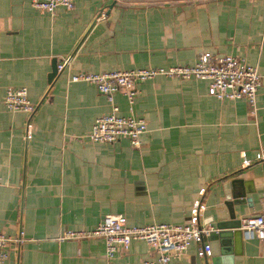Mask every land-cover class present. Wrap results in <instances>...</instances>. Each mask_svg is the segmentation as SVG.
<instances>
[{"label": "crops", "instance_id": "0c3cea01", "mask_svg": "<svg viewBox=\"0 0 264 264\" xmlns=\"http://www.w3.org/2000/svg\"><path fill=\"white\" fill-rule=\"evenodd\" d=\"M115 2L111 7L110 5ZM103 15V16H102ZM203 52L243 57L262 76L254 110L246 98L220 100L208 80L157 76L132 104L114 93L120 115L142 118L141 146L90 141L112 105L95 85L70 76L192 65ZM69 58L50 78L55 63ZM8 86H24L29 116L5 108ZM32 124L27 138V122ZM264 0H75L54 13L28 0H0V231L23 241L2 264H141L156 257L133 240L107 257L92 230L107 214L128 225L182 224L199 200L207 227L264 212ZM248 161V164H244ZM240 179L244 203L233 204ZM247 183V185L245 184ZM204 243L211 244L209 236ZM192 242L174 264H264V240H239L219 257Z\"/></svg>", "mask_w": 264, "mask_h": 264}, {"label": "built area", "instance_id": "2783aa9c", "mask_svg": "<svg viewBox=\"0 0 264 264\" xmlns=\"http://www.w3.org/2000/svg\"><path fill=\"white\" fill-rule=\"evenodd\" d=\"M39 10L54 13L58 6L72 9L75 0H28ZM103 16V15H102ZM65 58L57 64V71L62 72L69 64ZM157 76L181 79L208 80V94L220 100L246 98L254 110L255 98L262 85V76L257 67L249 64L245 58L231 55H216L203 52L192 65H173L169 67H148L129 70H116L104 73L79 72L72 74L71 82H88L96 86L112 105L110 113L97 117L87 134L90 141L113 143L127 139L130 144L139 148L141 135L147 126L142 118L130 115H120L118 106L114 103V93L122 91L132 104L137 94V86ZM5 108L13 112H24L31 116L36 105L28 97V89L24 86H8L3 97ZM27 138H31L32 124L28 121ZM264 162V153L261 155ZM244 161V164H248ZM199 200H196L187 222L182 224H150L128 225L121 214H107L101 218L92 230L66 231L59 239L102 238L105 243L107 257H113L122 247L127 248L136 239L146 242L156 252V257L146 259L141 264H174L173 258L183 254L192 242H202L208 236L211 228L201 225L199 221ZM240 231L245 240H264V212L241 218ZM20 232L18 237L7 236L0 231V264L9 255L10 245L23 241ZM199 256H209L210 246L204 244L198 251Z\"/></svg>", "mask_w": 264, "mask_h": 264}, {"label": "water", "instance_id": "95a60500", "mask_svg": "<svg viewBox=\"0 0 264 264\" xmlns=\"http://www.w3.org/2000/svg\"><path fill=\"white\" fill-rule=\"evenodd\" d=\"M115 4L113 2L110 6L112 7ZM60 73L57 71V63H55L52 73L50 74V78L54 79L56 75ZM244 184L240 179H234L231 182L232 186V198L233 204L244 203L243 200H237V198L242 199L245 197L244 190L242 187ZM247 185V183H245ZM241 219L236 217V211L231 206L228 207V218L218 220L214 223V226L211 227V231L209 233V239L212 241V245L210 246V257L212 261L214 258L219 257L220 255L227 253L232 245L242 240V233L240 231ZM204 238L202 239V245H204ZM208 257H205V261H207Z\"/></svg>", "mask_w": 264, "mask_h": 264}]
</instances>
